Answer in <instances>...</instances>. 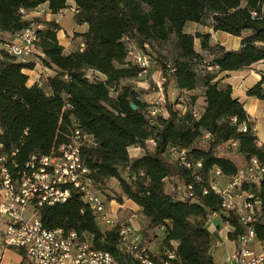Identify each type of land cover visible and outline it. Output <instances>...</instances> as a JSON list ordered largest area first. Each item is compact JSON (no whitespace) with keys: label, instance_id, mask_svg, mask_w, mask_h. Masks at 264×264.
I'll return each instance as SVG.
<instances>
[{"label":"trees","instance_id":"obj_1","mask_svg":"<svg viewBox=\"0 0 264 264\" xmlns=\"http://www.w3.org/2000/svg\"><path fill=\"white\" fill-rule=\"evenodd\" d=\"M44 3L53 16L74 9L75 22L87 25L85 32L74 33L70 52L59 40L62 27L55 18L26 17ZM189 23L240 38V47L214 44L210 33H189ZM29 27L38 35L36 53L22 61L1 45L7 41L5 34ZM131 48L148 55L160 72L164 114L151 117L153 105L136 87L144 70L132 60ZM260 62L264 0H0V141L16 151L23 165L33 155L51 154L80 130L91 139L81 146L80 155L93 186L104 191L116 180L121 191L109 201H132L147 220L140 245L148 246L150 233L158 229L163 237L155 253L172 251L180 264H218L208 228L213 214L222 209V197L212 187L214 171L227 178L240 171L223 152L234 147L244 157L245 169L254 161L264 169V142L256 121L234 97L232 85L221 84L218 76ZM38 64L53 74L40 79L41 85H30L26 71ZM172 84L179 93H190L184 113L176 108L179 96L174 102L168 97ZM263 86L264 72L246 95L264 102ZM199 89L205 100L201 112L199 95L193 93ZM203 140L206 146L200 145ZM175 146L202 166L181 165L169 152ZM131 147L143 153L132 156ZM172 177L183 184V197L167 191L166 180ZM241 190L261 202L255 229L264 239V174L256 182L245 181ZM39 215L45 228L88 233L96 248L118 264L138 262L132 251L120 249L122 225L103 230L77 189L66 202L40 208ZM222 222L236 228L228 238L237 240L242 229L237 215L222 214Z\"/></svg>","mask_w":264,"mask_h":264},{"label":"built area","instance_id":"obj_2","mask_svg":"<svg viewBox=\"0 0 264 264\" xmlns=\"http://www.w3.org/2000/svg\"><path fill=\"white\" fill-rule=\"evenodd\" d=\"M37 41L35 27H29L12 35L1 47L27 61L36 53ZM131 58L143 68V75L148 73L152 64L148 55L136 50ZM36 82L42 84L40 79ZM164 97L161 94L160 100L164 101ZM164 113L161 108L150 109L151 117ZM90 141L88 135L76 130L51 154L33 155L23 165L18 161L16 151H9L0 141V264H118L110 253L96 248L88 233L38 228L40 208L66 202L74 189L79 190L83 198L94 200V208L100 212L98 224L110 228L122 225L120 249L132 251L137 264H180L172 251L160 255L149 246L140 245L142 237L139 230L131 223L119 220L102 193L93 186L90 171L83 165L80 155L81 146ZM149 143L153 144L154 140ZM169 152L173 159L188 169L202 166L201 162L189 160L185 149L175 146L170 147ZM214 173L212 187L222 197V209L213 214V220L222 219V214L229 215L233 211L242 227L237 240L231 241L233 251L223 264H264V239L258 238L255 229L261 202L254 194L241 190L245 181H258L264 169L251 165L229 177V186L223 189L217 178L224 175L220 170ZM227 226V235L236 230L231 225ZM9 253L17 257V262L8 256Z\"/></svg>","mask_w":264,"mask_h":264},{"label":"rangeland","instance_id":"obj_3","mask_svg":"<svg viewBox=\"0 0 264 264\" xmlns=\"http://www.w3.org/2000/svg\"><path fill=\"white\" fill-rule=\"evenodd\" d=\"M73 0H69V3H72ZM46 14H48V11H44V9L39 8L37 10L30 11L26 14V17L28 19H35L36 17H45ZM61 23H62V29H64V35L61 33L60 37L62 41L70 40L72 35H74V28H75V19H74V13L71 11L70 8L66 10L65 13L59 15L57 17ZM57 19V20H58ZM210 28V27H209ZM187 31L191 32H204L207 30V26H201L197 25L195 23H189L186 27ZM62 31V30H61ZM216 33V32H215ZM214 33V34H215ZM217 35V39L219 40V43L222 40L223 42H226V44L229 47L235 46V41L234 36L227 35V34H215V37ZM5 40H10V38L4 36ZM196 47L199 49V40L196 41ZM133 50V53H136V50L134 48H131ZM30 58L34 59V56H31ZM260 69V66H257L254 70V72H257ZM158 72L155 68V66L152 64L151 68L148 70V73L142 76V79L136 83V87L142 91V99L147 101L148 103L152 104L153 108H161L163 101L160 100L161 94L165 95L166 92L164 91L163 87H161V79L159 80L158 78ZM47 74H53L52 71L47 72ZM161 75V74H160ZM225 77V76H222ZM158 81V82H157ZM176 88L172 84L170 88L167 91L168 97L171 101H175L178 99V94L176 91H174ZM199 104L197 105V112H199ZM165 110V109H164ZM260 120L264 121V116H260ZM200 145L206 146L205 140L203 142L201 141ZM133 154L135 152H132ZM143 153V152H140ZM224 155L227 157L232 158L234 161H236L240 167V171H245V162H244V157L241 155L236 154V149L234 147L228 148L224 150ZM172 161V159H169ZM217 181L219 182L220 187L226 188L229 186V179L227 177H220L217 178ZM183 184L181 181L176 177V178H169L166 180V189L170 193H175L179 197H183L185 195V188H183ZM99 191L102 193V196L105 198V200L111 204L112 201H115L113 203V206L110 207L114 208V210L117 212L118 219L123 221V222H128L131 223L134 228L139 230V234H142L143 229L147 225V220L143 217V215L134 210L132 207V203L128 202L127 200L123 208H119L118 204H120L116 199L110 200V197H113L115 191H121L119 190V185L118 182L114 179L110 180L107 185L105 186L104 191L100 190ZM235 195V192L233 193ZM113 210V209H112ZM100 225V224H99ZM100 227L105 230L108 228L106 225H100ZM227 225H224L222 222V219H215L212 222L208 223V228L211 230L212 235H213V244L214 248L212 247V255L214 256L215 261L218 264H223L226 257L233 251V243L229 240L228 238V229ZM163 234L161 230H152V232L149 235L150 240L148 241V246L154 250V251H159L160 250V243L162 240ZM219 243L220 245H217ZM217 245V246H216ZM8 256L14 261L17 262V257L13 255L12 253H9Z\"/></svg>","mask_w":264,"mask_h":264},{"label":"crops","instance_id":"obj_4","mask_svg":"<svg viewBox=\"0 0 264 264\" xmlns=\"http://www.w3.org/2000/svg\"><path fill=\"white\" fill-rule=\"evenodd\" d=\"M42 8L44 9V11L48 9V5L44 3V5L38 7L37 9ZM36 9V10H37ZM58 16H53L50 13L46 14L45 18L46 19H53L55 18L56 20ZM57 22L60 23V25L62 26L61 21L58 19ZM76 23V22H75ZM87 30V25H78L77 23L75 24V28H74V33L75 32H85ZM187 31V29H186ZM189 33H195V32H191V31H187ZM61 33H63L64 35V29H62V31H59V40L61 42V44L64 46L65 51L66 52H70L74 45L72 44V37L70 38V40H66V41H62L60 35ZM204 33H210L212 35V42L215 43H219V40L217 39V35L215 37V34L221 33V34H226L223 32H214V30L212 28H209L207 26V30L204 31ZM215 33V34H214ZM228 35V34H227ZM6 37L11 38L12 35L10 34H5ZM236 40L235 41V46H231L229 47L226 42H223L222 40H220L221 44H223L224 46H226L228 49H238L240 47V43H241V39L234 37ZM200 50V49H198ZM257 66H260V69L257 72H254L255 68ZM51 70L48 69H44L40 64H38L36 66V68H34L33 70H27L26 73L29 75V84L32 85L34 84V82H36L38 79H41L43 81V77L47 76V72H49ZM264 72V62H260L256 65H254L252 68L250 69H245L242 71H238V72H224L219 74L218 79L221 80V84H230L232 85V89H233V95L234 97H237L240 99V101H242L243 103H245L246 109L248 110L250 116L255 119L256 121V132L257 135L260 139V142H264V121L260 120V116H264V102L260 101L257 98H252V97H248L246 95L247 90L252 87L254 84L256 85V83L261 79V73ZM225 76V77H222ZM160 72H158V78L159 80L160 78ZM158 82V81H157ZM174 91H176V93L179 96V101H181V103L176 104V108L180 109V111H182L183 113L187 110V104H186V99L187 96L190 93L184 92V93H179L177 91V89H175ZM194 94H198L199 95V99L197 102V105L199 104V111L201 112L205 106V100H204V96H203V90H197L195 92H193ZM130 154L132 156H139L142 153V150L139 147H131L129 149ZM132 152H135L134 154ZM128 202L132 203V207L134 210L140 212V207L138 205H136L135 203H133L132 201L127 200ZM115 201L111 202V207L113 206V203ZM121 206L124 207V205L118 204V207L121 208ZM114 207V206H113ZM122 207V208H123ZM113 211L114 208H112ZM116 212V211H115ZM117 213V212H116ZM211 231V230H210Z\"/></svg>","mask_w":264,"mask_h":264},{"label":"bare ground","instance_id":"obj_5","mask_svg":"<svg viewBox=\"0 0 264 264\" xmlns=\"http://www.w3.org/2000/svg\"><path fill=\"white\" fill-rule=\"evenodd\" d=\"M132 51H133V50H132ZM131 53H133V52H131ZM253 165H255V167H260L256 161L253 162ZM83 199H84V201L89 205V207L91 208V210L93 211V213H94L95 216H96L95 219H97V221H98V223H99V221H100V212H99L97 209L94 208V200H93V199H89V198H83ZM93 208H94V209H93ZM38 221H39V222H38V228H45V227L43 226V223H42L40 217L38 218ZM213 248H214V247H213Z\"/></svg>","mask_w":264,"mask_h":264},{"label":"water","instance_id":"obj_6","mask_svg":"<svg viewBox=\"0 0 264 264\" xmlns=\"http://www.w3.org/2000/svg\"><path fill=\"white\" fill-rule=\"evenodd\" d=\"M132 107H133L134 109H136V106H135L134 104L132 105Z\"/></svg>","mask_w":264,"mask_h":264}]
</instances>
